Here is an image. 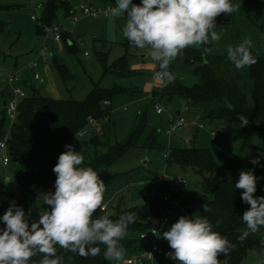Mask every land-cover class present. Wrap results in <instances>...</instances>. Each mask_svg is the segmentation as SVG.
<instances>
[{"label":"trees","instance_id":"1","mask_svg":"<svg viewBox=\"0 0 264 264\" xmlns=\"http://www.w3.org/2000/svg\"><path fill=\"white\" fill-rule=\"evenodd\" d=\"M39 1L42 3V9L39 24L36 23L35 26L37 34L42 38L43 25H49L56 21L59 11L67 16L73 8L68 0ZM15 6L17 5L14 3H2L0 1V10L11 9ZM4 25V22L0 21V31L3 30ZM62 38L68 52L77 50L76 41L69 31H64ZM67 40L71 44H67ZM205 47L206 45H202L183 50L185 63L191 68V72L197 76V82L192 86H186L180 80L170 76L168 82L158 85L151 91L150 102L154 104L153 98L159 101L171 100L175 97L185 99L195 106L202 107L204 117L224 119L225 124L221 132L230 139L237 140L258 136L263 144L260 150L264 152V52L252 54L256 58V63L247 67L252 79V102L249 103L233 76L223 66V57L205 53L203 50ZM51 56L52 64L58 74L62 79L68 78L71 74L67 67L59 61L56 55L51 54ZM103 62L105 75L118 73L122 76H128L134 73L129 68L125 56L118 58L110 67L106 66L105 60ZM22 85L24 88L26 87V79H22ZM133 90L131 87L121 85H113L108 89L94 86L85 98L78 100L45 97L33 89L32 93L22 98L17 107L16 119L10 125L9 138L6 141V153L9 159L20 167L14 176L18 196H13L5 189L1 191L0 215L9 207L10 201L14 200L29 215L30 222L38 219L39 214L44 210L43 207H47L37 200L38 193L46 192L47 187L56 178L52 169L57 163L58 156L64 151L62 144L72 139L75 133L86 124L89 116L101 118L108 113L114 95L130 94ZM104 100H110V105L103 106ZM231 107L244 117L245 121ZM6 118L5 110L2 108L0 139L5 133ZM107 125H110V120ZM145 125V117L142 115L135 119L131 132L121 142L109 144L105 141L101 144L99 136L103 132L96 135L94 134L95 130L92 131L93 134L89 141H84L85 144L93 145L95 152L92 157L84 158L83 166L92 167L104 180L105 188L114 179L113 175L107 173V168L128 148L136 145ZM157 138L158 131L150 130L143 146L148 149L161 148L162 151L165 150V146L161 145ZM98 145L106 147V150L98 152ZM168 150L169 154L165 158L167 162L189 167L201 177L202 190H195L188 186L180 187L172 192V196L178 199L188 216L192 217L193 214H198L206 217L213 224V230L229 241L231 246L229 254L226 257L222 254L218 255V259L224 261L225 264H239L245 257L247 250H264V239L257 232H250L244 240L239 239L242 232L246 230V224L241 220V217L249 205L241 201L240 193L243 190L235 188L234 183L237 179H225L219 174L220 167L230 170L237 176L241 170L252 169L257 177H261L257 183V192L254 195L264 196V167H254L249 159L223 151L216 146L207 149L189 145L170 147ZM261 162L264 164V159ZM156 187L152 200H146L139 206L124 207L122 200L119 199L112 212H106L105 206L104 209L101 207L102 213L96 215H105L116 220L124 213H135V222L128 226L124 239L119 242L123 251L128 250V253H132L145 248L139 238V233L152 225L151 218L166 205L162 199V195L167 191L166 182L163 181ZM54 190L53 188L52 192ZM205 203L211 209L210 212H204L202 205ZM149 217L150 219H148ZM217 220L221 222L217 224ZM2 226L0 225V227ZM167 230L168 228L164 227L162 233ZM161 245L164 253L158 260H164L165 256L163 239ZM98 246L101 252L94 257L81 256L57 247L54 258L58 264H109L103 255L105 246L102 244ZM42 258L43 254L37 253L30 259L29 264H39ZM169 263L175 262L172 260Z\"/></svg>","mask_w":264,"mask_h":264},{"label":"rangeland","instance_id":"2","mask_svg":"<svg viewBox=\"0 0 264 264\" xmlns=\"http://www.w3.org/2000/svg\"><path fill=\"white\" fill-rule=\"evenodd\" d=\"M2 3H14L17 6L11 9L0 10V21L4 22V28L0 31V79H4L5 73L17 71L23 79H27L25 90L28 94L33 89H38L40 94L45 97L57 99H78L81 100L93 89L94 86L102 88H111L113 85H121L134 89L130 94H117L111 99L110 105V125H97L82 140L74 141L71 144L76 151H80L84 158H90L94 155L95 149L91 144H85L93 134L100 135L99 141L103 144L107 141L109 144L123 141L131 132L134 121L137 117L144 115L146 125L139 135L136 145L127 149L115 162L108 168L107 173L113 175L112 183L106 187L102 206H106V212H112L119 199L122 200V206H139L146 200H152L156 191V186L152 180L157 174H166L167 176L186 175L188 187L195 190H202L201 177L194 172L179 170V166L167 162L162 155L161 148H145L150 130L158 131V141L165 146L183 147L195 145L200 148L211 149L213 146L223 151L233 153L251 160L261 152L262 140L258 136L251 138L230 139L221 132L224 126V119H209L207 117L197 118L196 123L204 125L194 132L185 131V127L179 128L171 135L165 134L168 127V114H176L167 111L171 109L170 103L165 99L160 104L164 108L163 114L155 112L154 104L150 102L151 91L161 85L162 81L151 80V74L155 69V62L151 60L147 49L136 48L123 37V27L126 24L124 13H110L108 17L98 16L90 17L79 15L77 22L71 26L66 16L61 11L57 13L56 21L66 24L68 31H71L73 39H79L76 42L77 50L68 52L65 43L62 41L61 50L58 46L48 42V51L56 55L63 63L70 76L66 79L55 70L51 57L47 59H37L35 69H26L28 61L36 58L42 38L36 32L35 23L30 19L32 8L24 1L20 0H0ZM72 8L79 3H86L93 7L114 5V0H68ZM140 3V0L137 4ZM236 10L231 14L221 13L215 18L214 31L221 35L219 41H210L206 47L208 54L220 55L223 57V66L233 76L241 92L244 94L247 102H252L251 90L252 79L247 67L237 70L233 63L227 58V47H235L245 38L253 42L252 54H261L264 52V0H232ZM67 44H71L67 40ZM86 52V54H85ZM125 56L129 68L134 72L133 75L122 76L118 73H103V64L110 67L118 58ZM14 62L19 66L14 67ZM172 76L179 79L183 84L192 86L198 78L191 72V68L185 63V56L179 54L169 64ZM33 71H37L39 79L33 78ZM169 78L166 79V82ZM6 82V81H5ZM150 89V90H149ZM150 95H148L149 93ZM7 93L9 91L7 90ZM5 95L6 92H5ZM136 95V96H135ZM110 101V100H109ZM103 105V104H102ZM104 106V105H103ZM123 107L127 109L124 110ZM2 103L0 100V118L2 116ZM172 110V109H171ZM10 120L5 119L4 130L7 132L10 128ZM104 128V131L103 128ZM97 128V129H96ZM101 129V130H100ZM100 130V131H98ZM211 130H218V135H211ZM189 140V141H188ZM193 140V139H192ZM106 147L98 145L97 151L104 152ZM4 154L0 151V179H6L8 183L0 180V194L2 190H7L13 196H18V190L14 176L20 170L19 165L11 161L7 165H2L1 157ZM189 169V168H188ZM180 171V172H179ZM219 174L225 179H238V176L225 169L219 168ZM101 206V207H102ZM102 213L97 209L93 216ZM173 218L165 225L169 228L173 224ZM257 233L264 239V228ZM165 243L164 260H156L153 264H170L172 259L166 256V253L172 251L168 241L162 237ZM128 250H124V256L119 264H125L124 258L128 256ZM109 264H118L116 261H109ZM175 264V263H171ZM239 264H264V250L249 249L245 257Z\"/></svg>","mask_w":264,"mask_h":264},{"label":"clouds","instance_id":"3","mask_svg":"<svg viewBox=\"0 0 264 264\" xmlns=\"http://www.w3.org/2000/svg\"><path fill=\"white\" fill-rule=\"evenodd\" d=\"M114 4L112 13L126 16L123 37L130 45L148 50L149 57L158 65L155 76L160 79L169 78L170 62L186 48L219 41L221 35L213 30L215 18L236 10L232 0H140L139 4L114 0ZM252 48V40L245 38L235 47H227V58L237 70L250 67L256 63ZM203 50L208 52L207 47ZM65 149L52 169L56 176L54 192L38 193L37 200L47 206L38 219L30 222L29 215L14 200L0 215V264H29L37 253L43 254L39 264H58L54 258L57 247L94 257L100 254L101 244L105 246L106 260L118 264L122 261L124 251L119 242L135 222V213H124L116 220L105 215L94 217L102 206L105 182L92 167L83 166L84 157L72 144L65 145ZM262 159L264 152L250 163L264 167ZM259 179L254 170H241L234 183L236 189L243 190L241 201L249 205L241 217L246 224L239 236L241 240L264 228V196L254 195ZM202 207L205 213L211 211L207 203ZM161 235L172 249L166 256L175 264H225L218 255L226 257L230 252L229 241L198 214L180 216Z\"/></svg>","mask_w":264,"mask_h":264},{"label":"built area","instance_id":"4","mask_svg":"<svg viewBox=\"0 0 264 264\" xmlns=\"http://www.w3.org/2000/svg\"><path fill=\"white\" fill-rule=\"evenodd\" d=\"M20 1H24L30 5L33 11V13H31L30 15V19L35 24L36 23L39 24V17L42 9V3L39 0H20ZM113 7L115 6L111 4H107L105 6L93 7L86 3H79L66 16V20L71 26H73L77 22L80 14L90 17H98V16L108 17ZM42 27H43V35H42V42L40 48L36 53V58L26 63L25 65L26 69L29 70L35 69L37 66V59L40 58L45 60L48 57H50L52 53L48 51V45H49L48 42H51L53 45L60 47L63 41L62 33L64 31H68L66 28V24L58 21H54L49 25H43ZM76 42L79 43V39H77ZM158 70H159L158 65L155 63V69L151 74V80L164 82L166 78L160 79L155 76V73ZM33 78L39 79V74L37 71H33ZM4 80L9 85V95L4 100L3 108L5 110L6 116L10 120V123L12 124L16 119L18 104L22 98L28 95V92L24 89L22 85V77L17 71L16 72L9 71L5 73ZM150 98H152L151 95ZM153 101H154L155 112L157 114L163 113L164 108L160 104V102H158L156 98H153ZM103 105L109 106L110 101L104 100ZM123 108L125 109L126 107ZM109 120H110V111L105 115H103L101 118H95L93 116H89L87 118L86 124L82 126L75 133L72 139L62 144L64 151L66 150L65 145L71 144L74 141H78L79 139L84 138L89 134L90 129L92 128L95 129L94 127H96L99 124L104 125L105 123H108ZM189 123L190 121L186 118V116L182 114L171 116L169 117L168 127L165 129V134L171 135L179 128H183L187 126ZM198 125L199 127H202V124H198ZM9 130L5 132L4 136L0 139V151L4 152V154H2L1 157L2 165H7L10 162L9 156L6 153V141L9 138V132H10ZM216 134L217 133L215 131H211V135L215 136ZM168 154H169L168 148L162 151V155L164 158H166ZM55 179L47 187L46 192H52L54 188ZM163 181L166 182V186H167V191L162 195V199L163 201H165L166 205L165 207H163V209H161L158 212V214H156L154 217L151 218L152 225L147 230H144L139 233V238L142 241V243L145 245V248L138 250L127 256L124 259L125 264H153L164 253L163 246L161 245L162 230L165 227V225L171 221V217L173 215L177 216L176 213L174 212V208L181 207L178 199L172 196V192L180 187L188 186V181L187 178L183 175L178 174L176 176H167L166 174L162 173L155 176V178L152 180V184L156 186ZM102 208L104 209L105 206L103 205ZM176 218L177 221L179 217ZM148 219H150V217Z\"/></svg>","mask_w":264,"mask_h":264},{"label":"crops","instance_id":"5","mask_svg":"<svg viewBox=\"0 0 264 264\" xmlns=\"http://www.w3.org/2000/svg\"><path fill=\"white\" fill-rule=\"evenodd\" d=\"M138 1L139 0H133V2H135V4H137L138 3ZM110 13H112V11L110 12ZM66 18V17H65ZM71 33V32H70ZM41 37V36H40ZM76 40V39H75ZM58 50L60 51L61 50V47H58ZM14 67H15V69H17L16 67H18L19 66V64L18 63H16V62H14ZM173 75V74H172ZM171 75V77H173ZM151 78V77H150ZM23 79V78H22ZM27 80V79H26ZM179 80V79H178ZM166 82V80L164 81V82H162L161 84H164ZM185 85V84H184ZM187 86V85H186ZM25 89V88H24ZM7 90L9 91V85H8V83L7 82H5V80L4 79H0V100H1V103H2V106H3V103H4V100L6 99V97L8 96V93H7ZM36 90H38V89H36ZM150 90V89H149ZM27 91V90H26ZM39 91V90H38ZM5 92H6V94L7 95H5ZM39 93H40V91H39ZM149 93V92H148ZM151 93V92H150ZM150 93L148 94V95H150ZM136 96V95H135ZM168 103H170V106H172V110L171 109H167V108H165L167 111H169V112H173V111H176L175 113L176 114H168L167 116H168V121H169V117H171V116H175V115H180V114H182V115H184V116H186V118L190 121V123L187 125V126H185V131L186 132H188V131H192V132H194V135H193V140L191 139L190 141L192 142V141H194V138H195V133H197V131H194V130H197L198 128H202V127H204V125L202 124V127H199V125L198 124H201V123H196V121L195 120H197V118L199 119L200 117H202L203 116V110L201 109L202 107H200V106H195V105H193V104H191V103H189V102H187L185 99H182V98H177V97H175V98H173V99H171V100H166ZM249 103H251V102H249ZM124 109V108H123ZM127 108H125L124 110H126ZM164 113V112H163ZM163 113H161V114H163ZM160 114V115H161ZM211 131H215L216 133L218 132V130H211ZM210 131V132H211ZM217 135V134H216ZM215 135V136H216ZM189 141V140H188ZM187 146H189V144L187 145ZM179 166V165H178ZM178 168H180L179 170H182V171H186V172H193V170L191 169V168H189V167H186V166H179ZM189 168V169H188ZM180 172V171H179ZM185 177H186V175H185ZM189 183V182H188ZM174 212L176 213V215L177 216H175V215H173L172 216V218H173V223L174 222H176V217H180V216H188L185 212H184V210H183V208L182 207H175L174 208ZM132 253H134V252H132ZM132 253H129V254H132ZM129 254H128V256H129ZM125 259V258H124ZM124 261V260H123Z\"/></svg>","mask_w":264,"mask_h":264},{"label":"water","instance_id":"6","mask_svg":"<svg viewBox=\"0 0 264 264\" xmlns=\"http://www.w3.org/2000/svg\"><path fill=\"white\" fill-rule=\"evenodd\" d=\"M168 72H169V77L172 75L171 70L168 68ZM37 93H39V91L37 90ZM232 108V107H231ZM233 109V108H232ZM234 110V109H233ZM235 111V110H234ZM237 115H239L240 118H242L243 121H245V118L242 117L237 111H235Z\"/></svg>","mask_w":264,"mask_h":264}]
</instances>
